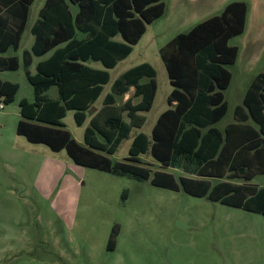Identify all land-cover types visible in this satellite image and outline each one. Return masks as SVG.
<instances>
[{"label": "trees", "instance_id": "1", "mask_svg": "<svg viewBox=\"0 0 264 264\" xmlns=\"http://www.w3.org/2000/svg\"><path fill=\"white\" fill-rule=\"evenodd\" d=\"M32 1L0 0V52L10 45L17 47ZM69 2L78 5L74 16ZM164 8L162 0H45L31 27V50L22 54L35 97L33 101L19 100L22 118L16 132L52 151L64 149L75 164L137 180L150 178L156 186L205 195L264 215V185L251 182L256 175H264V71L252 79L243 98L244 106L238 105L235 110V122L226 124L223 130L215 125L228 109L223 91L230 83L231 72L225 65L234 63L238 54V47L228 41L245 29L248 6L243 0L228 2L219 13L178 33L160 48L172 86L167 96L169 107L158 116L150 136L144 132L133 136L128 156L113 162L101 151L114 153L133 128L143 125L144 116L138 111L150 109L156 90L155 70L148 63L127 70L111 85L116 94L134 85V95L141 97L138 103L129 98L115 105L108 95L100 109L90 112L83 143L64 127L66 110H74L78 125L84 122L86 111L109 80L106 70L92 68L83 61L91 58L100 60L106 68L113 67ZM76 29L88 31L87 36L76 38ZM116 35L120 40L113 39ZM64 42L63 47L37 64L34 74L30 73L31 54L42 55ZM18 65L16 56L0 54V71L15 70ZM144 76L149 80L140 83ZM51 86L57 87V99L42 94ZM17 89V83L0 79V101L11 102ZM146 153L158 168L153 170L141 160ZM166 168L182 173L176 178ZM211 179L219 180L211 183ZM117 232L115 225L109 248L114 247Z\"/></svg>", "mask_w": 264, "mask_h": 264}, {"label": "rangeland", "instance_id": "2", "mask_svg": "<svg viewBox=\"0 0 264 264\" xmlns=\"http://www.w3.org/2000/svg\"><path fill=\"white\" fill-rule=\"evenodd\" d=\"M162 1L163 14L147 24L132 51L108 69L110 80L93 104L94 108L102 105L112 81L125 70L142 62L154 67L156 92L151 108L142 112L145 123L132 130L114 153L101 151L113 162L128 155L136 131L150 135L157 116L168 107L172 86L159 49L234 0ZM243 1L248 6L245 29L228 41L238 47V54L234 63L225 65L231 80L223 91L228 109L216 123L220 128L235 122V110L244 106L252 79L264 71V0ZM43 2L34 0L30 6L18 55L30 47L29 26ZM38 58L33 60L32 72ZM87 65L103 69L99 61L90 60ZM0 78L18 84L11 102L0 101L4 106L0 109V264H264L263 214L156 186L150 178L137 180L81 166L64 149L52 151L43 143L28 141L16 132L22 118L18 102L21 98L33 101L34 88L21 63L15 71H1ZM44 94L57 97L54 87ZM88 120L78 125L73 110H66L62 118L80 143ZM249 123H254L251 117ZM141 160L153 170L158 168L150 154ZM165 170L176 178L182 173L176 168ZM251 182L264 185V175ZM115 225V244L109 248Z\"/></svg>", "mask_w": 264, "mask_h": 264}, {"label": "crops", "instance_id": "3", "mask_svg": "<svg viewBox=\"0 0 264 264\" xmlns=\"http://www.w3.org/2000/svg\"><path fill=\"white\" fill-rule=\"evenodd\" d=\"M34 2V0L32 1V3ZM44 2H45V0H44ZM44 2H43V4L41 5V7L44 5ZM32 3L29 5V10H28V15H27V20H26V25H25V28H24V30H23V32L21 33V36H20V39H19V42H18V45H17V47H13L12 45H10L5 51H3V52H0V54L2 55V56H16L17 57V59H18V68L20 67V63L22 64V67H23V69H24V66H23V60H22V54H23V51L24 50H28V51H30L31 50V47H32V45H33V42H34V35L32 34V32H31V27H32V25L35 23V21L39 18V11H38V16L35 18V20L32 22V24L29 26V31H30V33H31V35H32V40H31V44H30V47H29V49H27V48H23V49H21V54L20 55H18L17 53H15L19 48H20V43H21V41H22V38H23V34H24V32H25V30H26V28L28 27V18H29V12H30V6L32 5ZM41 7L39 8V10L41 9ZM69 9H70V11H71V13H72V15L74 16L76 13H77V11H78V5L77 4H75V3H71V2H69ZM153 22V21H152ZM151 22V23H152ZM150 24V23H149ZM145 30H146V28H145ZM87 32L88 31H84V30H80V29H76V33H75V37L76 38H78V39H83V38H85V36H87ZM145 32V31H144ZM113 39L114 40H120V37H119V35H116V36H114L113 37ZM135 44V43H134ZM134 44H132L131 45V51H132V46L134 45ZM65 45V42L64 43H60V44H58L56 47H54V48H52V49H50L49 51H47L46 53H44V54H42V55H34V54H31V63L29 64V66H28V70L30 71V73L31 74H34L35 72H36V68H37V64L40 62V61H42V60H45V59H47L52 53H53V51L56 49V48H59V47H63ZM13 51L14 53H9V51ZM160 50V49H159ZM130 51V52H131ZM129 52V53H130ZM47 53H49V55L48 56H46L45 57V54H47ZM128 53V54H129ZM127 54V55H128ZM126 55V56H127ZM42 56H44V57H42ZM125 56V57H126ZM35 57H39L38 58V60L36 61V63H35V71L34 72H32L31 70H30V67H31V65H32V63H33V60H34V58ZM124 57V58H125ZM123 59V58H122ZM122 59H120V60H122ZM90 60H94V59H91V58H89V59H87V60H85V61H83V63L85 64V65H87V62H89ZM120 60H118V61H120ZM94 61H99L101 64H102V62L100 61V60H94ZM117 61V62H118ZM117 62L115 63V65L117 64ZM142 63H148V62H142ZM142 63H140V64H142ZM148 64H150V63H148ZM114 65V66H115ZM137 65H139V64H137ZM137 65H135V66H137ZM151 65V64H150ZM89 66V65H88ZM102 66H103V69H100V68H95V69H100V70H106L108 73H109V71H108V69H111V68H113V67H110V68H106V67H104V65L102 64ZM135 66H133V67H135ZM152 66V65H151ZM91 67V66H90ZM133 67H130L129 69H131V68H133ZM153 67V66H152ZM17 68V69H18ZM92 68H94V67H92ZM154 68V67H153ZM17 69H15V70H17ZM129 69H127V70H129ZM7 70H9V69H5V70H1V71H7ZM15 70H9V71H15ZM127 70H125L124 72H126ZM155 70V69H154ZM0 71V72H1ZM124 72H122V73H124ZM24 73H25V70H24ZM121 73V74H122ZM120 74V75H121ZM156 74V73H155ZM26 76V75H25ZM119 77V76H118ZM117 77V78H118ZM117 78H115L114 79V81L117 79ZM143 78H145L146 80L145 81H142V79ZM0 79H2V78H0ZM27 79V78H26ZM154 79H155V76H154ZM2 80H8V79H2ZM109 80H110V74H109ZM109 80H108V82H109ZM149 80V78L148 77H141L140 79H139V82L140 83H143V82H146V81H148ZM10 81V80H9ZM28 81V80H27ZM114 81H112V83L114 82ZM12 82V81H11ZM107 82V83H108ZM16 83V82H15ZM106 83V84H107ZM112 83H111V85H112ZM18 85V84H17ZM105 85V84H104ZM104 85H103V88H104ZM55 88V90H56V94H57V97L55 98V99H57L58 98V90H57V87L56 86H51L50 88H48L46 91H48L49 89H51V88ZM103 88H102V90H101V92H100V94H99V96L101 95V93H102V91H103ZM18 90V89H17ZM46 91H44L42 94H43V96H45V92ZM134 91H135V87H134V85H132V86H130L129 88H128V90L127 91H125L123 94H116V93H114L112 90H111V86H110V91L109 92H107L106 94H105V96H104V98H103V100H102V105H100L99 107H93V104H92V110L91 111H96V110H98V109H100L102 106H103V103L105 102L104 100H105V98L108 96V95H111V99H112V104H115V105H119V104H121V103H124L127 99H131V101L133 102V103H138L139 101H140V99H141V97L140 96H136V95H134ZM155 92H156V90H155ZM99 96L97 97V99L99 98ZM154 96H155V94H154ZM168 96V95H167ZM34 97H35V93H34ZM46 97V96H45ZM47 98H49V97H47ZM51 99V98H50ZM96 99V100H97ZM154 99V98H153ZM95 100V101H96ZM94 101V102H95ZM153 102V101H152ZM2 103V102H1ZM168 104V103H167ZM151 106H152V104H151ZM4 107V106H3ZM168 107H169V105H168ZM167 107V108H168ZM151 108V107H150ZM167 108H165L164 110H166ZM3 109V108H2ZM163 110V111H164ZM91 111H86V118L88 117L89 119H90V116H91ZM146 111H148V110H146ZM146 111H138V113L139 114H141V115H143L142 114V112H146ZM162 111V112H163ZM161 112V113H162ZM87 113L89 114L88 116H87ZM160 113V114H161ZM159 114V115H160ZM73 115H74V110H73ZM158 115V116H159ZM144 116V123H145V120H146V117H145V115H143ZM158 116H157V118H158ZM123 117H124V119L126 120V121H128V117L126 116V113H124L123 114ZM86 118H85V120H86ZM157 118H156V120H157ZM84 120V121H85ZM156 120H155V122H156ZM221 120V119H220ZM219 120V121H220ZM218 121V122H219ZM84 123V122H83ZM82 123V124H83ZM143 123V124H144ZM64 124V123H63ZM88 124H89V120H88ZM155 124V123H154ZM153 124V125H154ZM216 125V124H215ZM143 126V125H142ZM141 126V127H142ZM140 127V128H141ZM153 127V126H152ZM225 127V126H224ZM224 127L223 128H220V127H218L219 129H221V130H223L224 129ZM140 128H133L132 130H137V129H140ZM152 129V128H151ZM131 130V131H132ZM137 132H142V131H136L134 134H133V136L137 133ZM151 133V132H150ZM146 134V133H145ZM148 136H150V135H148ZM132 139H133V137H132ZM79 142V141H78ZM131 142H132V140H131ZM83 143V142H82ZM131 145V144H130ZM144 155V154H143ZM128 156V155H127ZM142 156V155H141ZM140 156V157H141ZM125 158V157H124ZM257 176V175H256ZM258 186H262V185H258ZM12 247V246H11Z\"/></svg>", "mask_w": 264, "mask_h": 264}, {"label": "built area", "instance_id": "4", "mask_svg": "<svg viewBox=\"0 0 264 264\" xmlns=\"http://www.w3.org/2000/svg\"><path fill=\"white\" fill-rule=\"evenodd\" d=\"M2 108H3V103L0 102V109H2Z\"/></svg>", "mask_w": 264, "mask_h": 264}]
</instances>
